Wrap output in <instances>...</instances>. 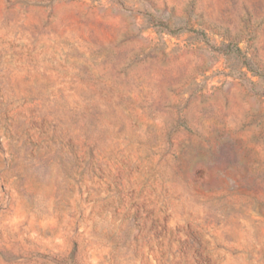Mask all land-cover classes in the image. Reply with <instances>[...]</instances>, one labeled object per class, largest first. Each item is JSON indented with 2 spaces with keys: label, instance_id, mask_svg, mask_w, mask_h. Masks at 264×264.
<instances>
[{
  "label": "rangeland",
  "instance_id": "1",
  "mask_svg": "<svg viewBox=\"0 0 264 264\" xmlns=\"http://www.w3.org/2000/svg\"><path fill=\"white\" fill-rule=\"evenodd\" d=\"M0 264H264V0H0Z\"/></svg>",
  "mask_w": 264,
  "mask_h": 264
}]
</instances>
